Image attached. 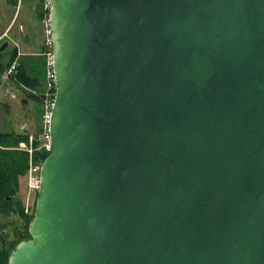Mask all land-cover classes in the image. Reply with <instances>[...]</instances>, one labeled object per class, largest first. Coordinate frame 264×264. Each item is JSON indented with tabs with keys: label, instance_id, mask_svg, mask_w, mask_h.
<instances>
[{
	"label": "water",
	"instance_id": "95a60500",
	"mask_svg": "<svg viewBox=\"0 0 264 264\" xmlns=\"http://www.w3.org/2000/svg\"><path fill=\"white\" fill-rule=\"evenodd\" d=\"M50 3V149L8 264H264V0Z\"/></svg>",
	"mask_w": 264,
	"mask_h": 264
},
{
	"label": "trees",
	"instance_id": "16d2710c",
	"mask_svg": "<svg viewBox=\"0 0 264 264\" xmlns=\"http://www.w3.org/2000/svg\"><path fill=\"white\" fill-rule=\"evenodd\" d=\"M12 1L18 4V0ZM35 13L39 18H42L45 10L40 7L35 10ZM29 39L30 35L24 33L22 45L16 44L10 52L0 50V86L4 82V71L14 60H17L16 70L8 75L7 80L9 79L15 86L25 92L24 102L32 99L44 103L46 94L43 92V88L46 86V79L42 69L45 65V56L40 53L29 52L27 45H24ZM43 47L44 36H42L40 49L37 51H41ZM42 127L31 130L29 124L27 127H21L15 131H0V238H2L0 243V264H8L11 249L19 240L30 235L28 231L26 237L18 236L17 239L10 243L1 230L8 226L4 218L13 211H16L23 218L25 225H29L34 214L35 207L31 208L30 211H26L23 203V198L26 196L28 189L27 176L30 153L28 150L20 148L19 142L22 140L29 141V136L33 133L35 149L32 152V158L35 162L42 161L49 153V150L45 147H37L40 143L38 136L42 131ZM21 192L23 195L20 194Z\"/></svg>",
	"mask_w": 264,
	"mask_h": 264
},
{
	"label": "rangeland",
	"instance_id": "374dc122",
	"mask_svg": "<svg viewBox=\"0 0 264 264\" xmlns=\"http://www.w3.org/2000/svg\"><path fill=\"white\" fill-rule=\"evenodd\" d=\"M43 0H18V4L12 0H0V33L10 24L7 33L0 39V46L5 40H9V44L6 45L2 50L10 52L16 43L20 46L22 45V36L30 27L33 29L32 36L34 37L36 47H40L41 36L44 35V24L43 17L39 18L36 15L33 8H42ZM32 9L30 21L27 22L30 24V27L23 25L22 21L24 17L26 18L29 14L27 8ZM26 43H24L25 45ZM44 77L46 79L45 88L43 92L47 91V78L45 72V65L42 69ZM4 80L0 86V131H15L21 128V124L26 122L30 124V129H39L44 127V119L42 114L44 111V103L40 101H34L29 99L27 102H24L23 97L25 92L15 86L9 79ZM43 127L41 130H43ZM40 143L37 147H42L47 142V138L43 135V132H40L38 136ZM24 141V140H22ZM45 147V146H44ZM46 148V147H45ZM41 162V161H40ZM28 183V181H27ZM22 194V192L20 193ZM36 192L29 193L28 189L26 196L23 198V203L26 211H30L31 208L35 207L34 199L36 201ZM23 195V194H22ZM4 220L8 223V226L1 230V232L6 236L8 242H12L17 237H26V234L29 231V225H25L24 220L20 215L13 211L9 216L5 217ZM2 238H0V243ZM12 250V249H11Z\"/></svg>",
	"mask_w": 264,
	"mask_h": 264
},
{
	"label": "built area",
	"instance_id": "2783aa9c",
	"mask_svg": "<svg viewBox=\"0 0 264 264\" xmlns=\"http://www.w3.org/2000/svg\"><path fill=\"white\" fill-rule=\"evenodd\" d=\"M42 7L45 10L43 17L44 24V47L41 50V54L45 56V72L47 78V91H45L46 97L44 102V111H43V119H44V127H43V135L46 136L47 142L42 147H46L47 150L50 149V141H49V119L51 115V106L53 104L54 97V71H53V38L51 35V27H50V0H43ZM17 60H14L13 63L4 71L3 78L7 79L8 75L16 70ZM22 128L27 127L25 123L22 124ZM29 141H20L19 147L28 150L30 153L29 160V168H28V194L35 193L39 187L40 183V168L41 162H35L32 158V152L35 149L33 144L34 134L31 133L29 136Z\"/></svg>",
	"mask_w": 264,
	"mask_h": 264
},
{
	"label": "crops",
	"instance_id": "0c3cea01",
	"mask_svg": "<svg viewBox=\"0 0 264 264\" xmlns=\"http://www.w3.org/2000/svg\"><path fill=\"white\" fill-rule=\"evenodd\" d=\"M27 10H29V14L27 15V17L25 18L24 17V19H23V25H25L26 27H30V24H28L27 22H29L30 21V17H31V14H33L32 13V9H30L29 7L27 8ZM33 10L35 11V9L33 8ZM30 12H31V14H30ZM40 20H41V18H40ZM12 21H13V19H12ZM12 21L10 22V24L2 31V33H0V38H1V36L2 35H4L6 32H7V30H8V28H9V26L11 25V23H12ZM30 29L31 30H27L26 32H24V33H28L29 35H30V39H29V41L25 44V45H27V49L29 50V52H33V53H38L39 51H37V50H39L40 49V47H36V43H35V40H34V37L32 36V34H33V29L30 27ZM44 36V35H43ZM41 42H42V36H41V39H40V44H41ZM27 126H28V124L26 123V122H24ZM23 124V123H22Z\"/></svg>",
	"mask_w": 264,
	"mask_h": 264
}]
</instances>
